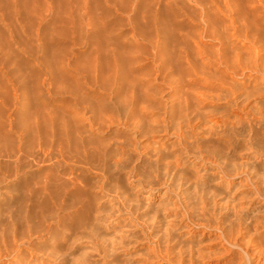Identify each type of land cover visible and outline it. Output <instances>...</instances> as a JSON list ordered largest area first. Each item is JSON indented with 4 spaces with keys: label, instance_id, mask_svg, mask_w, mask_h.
Returning <instances> with one entry per match:
<instances>
[{
    "label": "rangeland",
    "instance_id": "1",
    "mask_svg": "<svg viewBox=\"0 0 264 264\" xmlns=\"http://www.w3.org/2000/svg\"><path fill=\"white\" fill-rule=\"evenodd\" d=\"M1 2L0 264H264V0Z\"/></svg>",
    "mask_w": 264,
    "mask_h": 264
},
{
    "label": "bare ground",
    "instance_id": "2",
    "mask_svg": "<svg viewBox=\"0 0 264 264\" xmlns=\"http://www.w3.org/2000/svg\"><path fill=\"white\" fill-rule=\"evenodd\" d=\"M48 0H14V5L15 8H17V12L16 15L17 17H21L24 16V14H29V18H30V13L28 11V9L26 8L28 4H30L29 8L31 7L32 10H40L42 8V6L47 2ZM50 1V0H49ZM1 0H0V4H1ZM30 8V9H31ZM20 9V10H19ZM15 10V9H14ZM28 17V16H26ZM258 260V259H257ZM261 262V261H260ZM259 263V261H258ZM263 264V263H262Z\"/></svg>",
    "mask_w": 264,
    "mask_h": 264
}]
</instances>
